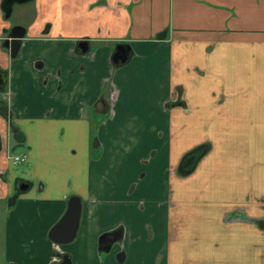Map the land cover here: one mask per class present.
I'll use <instances>...</instances> for the list:
<instances>
[{
  "label": "crops",
  "instance_id": "obj_1",
  "mask_svg": "<svg viewBox=\"0 0 264 264\" xmlns=\"http://www.w3.org/2000/svg\"><path fill=\"white\" fill-rule=\"evenodd\" d=\"M34 1L29 18L15 25L26 33L12 58L3 42L14 26L0 0V72L6 74L0 199L8 206L31 201L39 216L46 207L48 221L37 231L32 260L58 264L67 255L71 264H125L128 246L143 247L142 233L126 218L109 220L112 206L105 199L114 193L108 170L93 167L90 153L85 164L73 159L66 166L51 165L46 155L48 146L67 150L63 139L79 134L74 125L86 137L87 125L99 123L103 143L109 124L141 102V112L131 111L126 120L128 154L147 161L150 170V150L163 146L169 178L160 219L165 248L155 264H264V0ZM118 45L130 52L115 65ZM108 84L110 94L104 93ZM15 134L22 136L17 145ZM203 136L211 137L212 148L189 173H180L187 149ZM100 144L96 139L93 149ZM13 146L26 153L18 166L9 160ZM18 180L29 185L26 191L13 187ZM71 197L79 198L81 214L74 240L63 249L48 233ZM120 231L106 252L103 242ZM150 231L159 235V229ZM14 249L5 236L0 252L7 257ZM119 250L125 251L121 263Z\"/></svg>",
  "mask_w": 264,
  "mask_h": 264
},
{
  "label": "rangeland",
  "instance_id": "obj_2",
  "mask_svg": "<svg viewBox=\"0 0 264 264\" xmlns=\"http://www.w3.org/2000/svg\"><path fill=\"white\" fill-rule=\"evenodd\" d=\"M34 5V0L24 4L14 5L11 16L7 21L15 26L21 23L19 17L28 19V15L33 12ZM108 89L109 91L107 92ZM110 90L111 88L108 84L105 87L106 92L104 93L110 94ZM108 97H110V95H108ZM219 101L221 102V98H219ZM217 104L219 105L220 103ZM119 108L120 104L117 105L116 109ZM143 108L144 103L141 102H139L135 108L126 107L124 113L120 115L121 119H119V122L109 124V133L105 136L103 143L99 140V123L87 125L88 135L86 137L85 135L83 136L84 133H80V131H82L80 125H74L73 127H77L79 134L76 135L74 140L63 139L64 144L67 145V150L59 151L53 146H48V150L46 151V155H48L50 159L52 158L51 165H70L73 159L85 164L84 158L86 159L87 155L90 153L89 159L93 161V167L100 165L102 171L108 170L107 174H109V176L107 182L111 181L109 187H111V192L114 193L110 199H105L112 206V210L109 209V220L113 216L116 218L124 217L126 218L128 226L131 227L133 231H137L138 235L142 233L144 237L142 240L145 244L141 249L136 246H132L131 248L128 246L129 255L127 261L124 262L125 264H155L157 259H160V255L165 248L164 223H161L160 220L162 215L166 214V202L168 201L166 195L169 187V178L168 174H166L167 170L165 172V168L167 167L165 151L163 152L162 150L163 146L152 147L149 155L151 157L149 159H152L153 165L150 167V170H148L147 161L144 159L141 160L140 156L137 158L128 154L131 143H129L128 136L130 132L127 130L128 124L126 120H128L131 111L140 113ZM215 110L216 108L214 111ZM149 120L150 119H148V121ZM149 126L151 125L149 124ZM136 127H140V124H136ZM202 130L208 131L207 128H203ZM161 132L162 131L158 132L159 137L162 134ZM195 132L196 131L192 132V137L195 136ZM147 136L148 134L144 136V139H147ZM189 136H191V134ZM58 139L62 141L60 138ZM58 139L52 140L59 145ZM96 139L101 144L100 148L98 147L97 150H94L93 143ZM200 139L197 144L187 149L188 151L186 154L196 150L207 151L212 148V139L210 136H203ZM151 141L149 140L148 142ZM190 141L191 137L190 139L183 140L182 145ZM148 142H146V144ZM154 142H156L155 144H159L158 140ZM164 143H166L165 140ZM103 144H105V152H103L102 149ZM12 148V152H8L10 155L26 154L23 152V147L13 146ZM9 160L7 161L10 163L11 160ZM93 182L94 179H92V185ZM12 211L14 214L10 216ZM38 214V205L33 204L31 201L25 202L24 204L19 203L10 207L7 205L6 200L0 199V242L7 236V243L15 246L14 251L9 252L7 257L5 253L0 252V264L39 263L37 259L32 260V258L35 246L40 245L41 239L37 236L38 230L48 221L46 207L43 206L40 210L42 216ZM152 215H154L153 218ZM151 227L159 229V235L156 232V236H152V232L150 231ZM46 243H50L48 239ZM27 246H29L30 252H28ZM61 247L63 249L66 248L63 245ZM119 251L123 252L124 250ZM111 252L113 258L118 254H114V249ZM6 258L9 263L5 261ZM118 262L121 263L120 261Z\"/></svg>",
  "mask_w": 264,
  "mask_h": 264
},
{
  "label": "water",
  "instance_id": "obj_3",
  "mask_svg": "<svg viewBox=\"0 0 264 264\" xmlns=\"http://www.w3.org/2000/svg\"><path fill=\"white\" fill-rule=\"evenodd\" d=\"M33 0H2L1 9L5 15V18H9L13 6L15 4H24ZM25 29L20 26L12 27L8 36L3 42V47L10 51L12 58H15L20 49L22 39L25 36ZM82 47V46H81ZM82 52H85L87 48L82 47ZM130 47L127 45H118L112 55V62L114 64L120 65L124 64L129 58ZM6 84V74L0 72V89L4 88ZM205 150H196L191 153H187L181 160L179 165V172L182 174L189 173L197 164L198 160L204 155ZM29 185L22 182L20 191H26ZM81 214V203L78 197H71L68 201L67 209L61 219L51 228L48 233V239L56 245H65L74 240L76 232L79 225ZM119 237L112 233L114 239L110 241L107 247L104 249L106 252H109L112 246L120 239L122 231L118 232ZM118 261L122 262L124 260V255L121 253L117 256ZM58 264H71L69 257L65 255L62 258V261Z\"/></svg>",
  "mask_w": 264,
  "mask_h": 264
},
{
  "label": "flooded vegetation",
  "instance_id": "obj_4",
  "mask_svg": "<svg viewBox=\"0 0 264 264\" xmlns=\"http://www.w3.org/2000/svg\"><path fill=\"white\" fill-rule=\"evenodd\" d=\"M12 163V162H11ZM12 165H14L13 163H12ZM21 184H22V182H20L19 180L18 181H16L14 184H13V187H15L16 189H18L19 190V187H21ZM26 184V183H25ZM9 206L10 207H13L14 205L13 204H9ZM110 241H111V238H108L107 240H105L104 242H103V249H105L106 247H107V245L110 243Z\"/></svg>",
  "mask_w": 264,
  "mask_h": 264
},
{
  "label": "built area",
  "instance_id": "obj_5",
  "mask_svg": "<svg viewBox=\"0 0 264 264\" xmlns=\"http://www.w3.org/2000/svg\"><path fill=\"white\" fill-rule=\"evenodd\" d=\"M11 159H12L13 164L18 165L24 161L25 156L24 155H16V156L12 157Z\"/></svg>",
  "mask_w": 264,
  "mask_h": 264
},
{
  "label": "trees",
  "instance_id": "obj_6",
  "mask_svg": "<svg viewBox=\"0 0 264 264\" xmlns=\"http://www.w3.org/2000/svg\"><path fill=\"white\" fill-rule=\"evenodd\" d=\"M115 65H117V64H115ZM5 109H6V108H5ZM15 137H16L15 140H16V142H17V143H16V145H17V144L21 141L22 136L20 137L19 134H15Z\"/></svg>",
  "mask_w": 264,
  "mask_h": 264
}]
</instances>
